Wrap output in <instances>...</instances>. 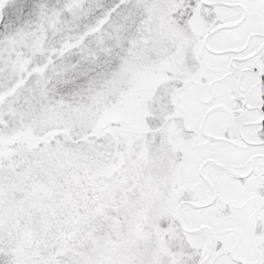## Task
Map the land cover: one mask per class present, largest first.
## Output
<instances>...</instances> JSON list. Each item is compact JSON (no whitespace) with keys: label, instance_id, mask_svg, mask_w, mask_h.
Returning a JSON list of instances; mask_svg holds the SVG:
<instances>
[{"label":"snow or ice","instance_id":"6c2138e0","mask_svg":"<svg viewBox=\"0 0 264 264\" xmlns=\"http://www.w3.org/2000/svg\"><path fill=\"white\" fill-rule=\"evenodd\" d=\"M0 264H264V0H0Z\"/></svg>","mask_w":264,"mask_h":264}]
</instances>
